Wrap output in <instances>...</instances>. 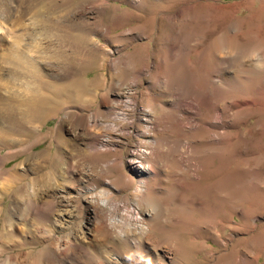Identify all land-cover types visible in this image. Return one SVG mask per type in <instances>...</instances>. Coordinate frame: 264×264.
<instances>
[{
    "label": "bare ground",
    "instance_id": "obj_1",
    "mask_svg": "<svg viewBox=\"0 0 264 264\" xmlns=\"http://www.w3.org/2000/svg\"><path fill=\"white\" fill-rule=\"evenodd\" d=\"M65 3L0 0V175L5 174L0 177V264H178L182 248L177 235L169 233L162 241L157 237L156 231L161 229L154 222L165 202L155 197L163 192L162 185L171 184L173 194L166 203L174 205L188 184L182 177L189 171L188 159L183 158L192 152L186 139L195 122V112L189 110L197 109V103L204 104L206 91L214 90L215 81L242 83L243 74L248 78L264 71V50L246 44L247 40L238 42L235 31H230L218 50V78L213 82L205 75L204 95L190 97V102H175L183 88L160 79L156 95L168 99L148 107L136 104L133 88L124 82L128 71L117 58L118 67L102 93L104 110L78 113L93 104L99 93L94 77L87 74L96 69V60L103 62L102 56L113 51L92 37L94 26L95 31L109 35L108 27L95 20L102 8L82 4L68 7ZM179 10L196 17L193 5L184 4ZM132 37L125 33L113 40L127 44ZM172 50L168 46V60L173 57ZM244 58L249 59L246 68L229 71V66H239ZM109 91L113 92L110 99ZM69 108L77 112L65 111L48 134L53 150H31L44 139L42 126L47 120L60 109ZM164 111L171 116L162 114ZM134 121L141 126L135 134L140 149L128 158L127 168L135 177L129 203L114 198V184L108 176L116 161L123 166L122 159L102 160L99 153L117 144L119 137L115 132L131 136L120 127L133 125ZM63 129L67 130L68 139L62 137ZM40 132L41 136L31 139ZM22 153L25 155L8 170H1L6 161ZM4 196L9 197V205L1 217ZM82 208L84 216L80 213ZM236 215L238 219L242 216L231 212L230 223L237 222ZM219 226L210 236H221ZM186 229L184 234L191 244L196 240ZM19 236L23 242L15 240ZM24 245L36 248L20 249ZM261 256L264 259V244L250 255L241 252L232 264H245L246 258L256 263ZM206 259L202 255L201 263H208Z\"/></svg>",
    "mask_w": 264,
    "mask_h": 264
},
{
    "label": "rangeland",
    "instance_id": "obj_2",
    "mask_svg": "<svg viewBox=\"0 0 264 264\" xmlns=\"http://www.w3.org/2000/svg\"><path fill=\"white\" fill-rule=\"evenodd\" d=\"M61 1L66 2L68 7L82 4L87 8L96 5L97 9L102 8L100 20H95L108 27V38L101 31H95V26L92 27V37L99 39L113 51L109 56H102L105 63L96 60V69L87 74V77H94L99 93L93 104L85 107L86 109L77 110L78 113H88L97 108L101 112L104 110L101 99L110 77L118 67L117 58L122 60L120 65H124L128 71L124 82L125 86L133 88L136 104L148 107L168 99L156 95L159 91L156 84L160 79L183 88L181 93L178 92L176 100H173L175 102H190V97L193 96L200 98L205 91V75L213 82L218 78L217 71L221 67L217 65L218 50L222 39L230 31H235L233 34L238 42L247 40L246 44L264 50V0H99L101 4L96 2L98 0ZM184 4L193 5L196 17H190L179 10ZM213 4L219 6L215 7ZM121 12L125 14L124 18ZM85 22L88 23V20ZM125 33L134 37L127 44L118 40L114 42L113 39ZM168 46L173 47V57L170 60L167 55ZM248 62L249 59L244 58L239 66H233L235 69L229 66V71L238 72L246 68ZM253 75L246 78L248 75L243 74L242 83L220 84L215 81L214 90L206 91L204 104L199 106L197 103V109L189 110L195 112V122L186 139L192 152L188 156L184 153L186 158H183L188 159L186 167L189 171L182 175L188 184L179 192L174 205L166 203L171 197L169 195L173 194L171 184L162 185L163 192L155 197L156 200L165 202H162L158 220L154 222L161 229L160 232L156 231V234L159 233L157 237L162 241L169 237V233L177 235V242L182 248L178 264H203L200 261L202 255L208 258L206 264H232L241 252L250 255L264 244V71ZM133 79L136 81L132 82ZM112 93H107L109 99L113 96ZM65 111L76 110L60 109L49 118L42 126L44 134L40 132L31 137L33 139L43 134L44 138L31 150L46 149L53 144L48 134L55 129L58 118ZM162 114L171 116L165 111ZM120 128L123 132L127 129L131 136L115 132L119 137L117 144L111 150L100 152L99 157L107 161L122 159L123 166H119L116 161L110 167L108 176L114 184L111 187L114 198L130 203L135 177L129 172L127 163L130 153L140 149L135 134L141 126L134 121L133 125ZM61 135L65 139L69 137L64 129L61 130ZM77 145L80 147V144ZM24 155L22 153L6 161L1 170H8ZM126 178L129 180L126 181ZM8 205L9 197L4 196L1 217L5 215ZM233 211L246 219L240 220L241 217L238 219L236 215L235 221L238 223H230ZM80 213L84 216L83 208ZM218 226L222 237L210 236ZM188 228L189 234L196 240H192L191 244L187 243L188 236L184 234ZM21 238L23 237L19 236L15 240L23 242ZM35 248L36 246L24 245L20 249ZM248 259L250 258L245 259V264H263L264 260L262 256L256 263Z\"/></svg>",
    "mask_w": 264,
    "mask_h": 264
}]
</instances>
